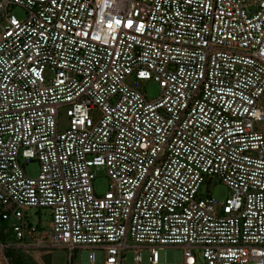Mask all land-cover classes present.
Segmentation results:
<instances>
[{
    "label": "built area",
    "instance_id": "2783aa9c",
    "mask_svg": "<svg viewBox=\"0 0 264 264\" xmlns=\"http://www.w3.org/2000/svg\"><path fill=\"white\" fill-rule=\"evenodd\" d=\"M263 122L264 0H0V222L15 235L0 264L9 248L264 264ZM213 178L224 200L202 191ZM165 245L183 260L161 262Z\"/></svg>",
    "mask_w": 264,
    "mask_h": 264
},
{
    "label": "rangeland",
    "instance_id": "374dc122",
    "mask_svg": "<svg viewBox=\"0 0 264 264\" xmlns=\"http://www.w3.org/2000/svg\"><path fill=\"white\" fill-rule=\"evenodd\" d=\"M10 13L16 15L20 19L26 17V11L20 6H13L10 9ZM138 89L145 93L150 99H155L161 94V87L158 82L153 80L139 81ZM67 117L65 112H61L59 119V126L61 128L66 127ZM264 127V122L261 124ZM22 163L30 176H37L40 170L39 162L32 160L25 163L22 159ZM95 192L99 195L103 194L108 188V178L102 172L98 173L97 178L94 180ZM203 192L209 191V193L215 196L219 200H224L230 193V189L223 183L219 182L218 179L213 178L212 182L208 185L203 186ZM26 212L32 220H39L45 227L48 234H50V212L47 209H27ZM15 251L20 255L28 264H68V251L63 249L54 250L52 253H43L40 250H32L25 248H15ZM90 249H82L78 252L75 263H86L88 261V254ZM97 261L103 264L104 254L100 250H96ZM131 252L129 253L128 263L133 264L131 259ZM160 261L165 263H177L183 260V249L175 245H165L159 248ZM145 259L141 264H149L147 260V252H144ZM197 264H203V259L200 258Z\"/></svg>",
    "mask_w": 264,
    "mask_h": 264
},
{
    "label": "trees",
    "instance_id": "16d2710c",
    "mask_svg": "<svg viewBox=\"0 0 264 264\" xmlns=\"http://www.w3.org/2000/svg\"><path fill=\"white\" fill-rule=\"evenodd\" d=\"M7 226L6 221L0 222V241L9 242L14 240L15 235L11 229L7 230ZM7 256L10 264H28L13 248L7 250Z\"/></svg>",
    "mask_w": 264,
    "mask_h": 264
}]
</instances>
